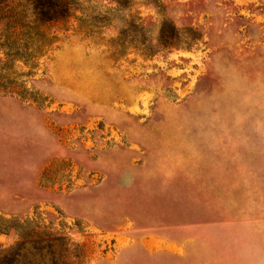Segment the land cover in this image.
I'll return each mask as SVG.
<instances>
[{
  "label": "rangeland",
  "instance_id": "rangeland-1",
  "mask_svg": "<svg viewBox=\"0 0 264 264\" xmlns=\"http://www.w3.org/2000/svg\"><path fill=\"white\" fill-rule=\"evenodd\" d=\"M69 2L0 0V250L264 264V0Z\"/></svg>",
  "mask_w": 264,
  "mask_h": 264
},
{
  "label": "trees",
  "instance_id": "trees-1",
  "mask_svg": "<svg viewBox=\"0 0 264 264\" xmlns=\"http://www.w3.org/2000/svg\"><path fill=\"white\" fill-rule=\"evenodd\" d=\"M69 1L32 0L34 20L53 22L64 19L69 13ZM169 29L171 36L175 37L177 33L174 27ZM170 46L173 47L174 44L170 43ZM31 222L24 220L19 225L26 226ZM38 228L39 226L34 225L31 232L20 234V240L14 247L0 250V264H70L66 260V253L70 250L68 239Z\"/></svg>",
  "mask_w": 264,
  "mask_h": 264
}]
</instances>
